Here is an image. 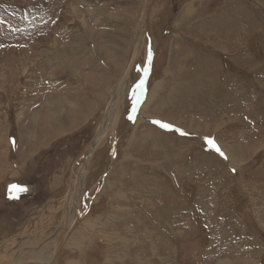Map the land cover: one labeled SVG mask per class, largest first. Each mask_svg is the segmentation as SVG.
Here are the masks:
<instances>
[{"label":"rangeland","instance_id":"obj_1","mask_svg":"<svg viewBox=\"0 0 264 264\" xmlns=\"http://www.w3.org/2000/svg\"><path fill=\"white\" fill-rule=\"evenodd\" d=\"M143 2L0 0V264L43 259L60 236ZM145 21L114 166L89 193L108 140L51 264H264V0H152Z\"/></svg>","mask_w":264,"mask_h":264},{"label":"water","instance_id":"obj_2","mask_svg":"<svg viewBox=\"0 0 264 264\" xmlns=\"http://www.w3.org/2000/svg\"><path fill=\"white\" fill-rule=\"evenodd\" d=\"M152 0H144L141 11H140V16L135 28V34H137V40H136V47L130 57V60L128 62V65L120 79V81L118 82V84L115 87L114 90V94H115V106H114V113H113V119L111 124L109 125V127L104 131L103 135L99 138V140L97 141V143L93 146H89L82 154H80L78 156V158L76 159L72 169H71V173H70V180H69V185H68V189L66 194L63 197V208H62V224L64 226L65 229V223H66V218H67V208H68V204L67 201L69 200V197H71V205L72 207L74 206L73 204L75 203V190L77 187V183L79 181L80 178V174H81V170L82 168L86 167L89 165L92 157L94 156V154L110 139V149H109V155H108V166L107 169L105 170V172L99 177L98 181L94 184V186L91 188V190L89 191V193L93 192L99 182L105 178L109 172L111 171V169L114 166V154H115V143H116V139H115V134H116V130H117V126H118V122H119V118H120V98L123 92V88L125 86V83L127 82V80L129 79L133 68L135 67L137 60L139 58V53H140V49H141V45L143 44V37L141 35L142 30H144L143 27V23H144V19L147 15L149 6L151 4ZM107 108V107H106ZM105 117V115L103 116ZM83 163L80 165V168H78L77 173L74 175L73 169L74 167L78 164L79 161H82ZM69 203V202H68ZM89 203H90V199H89ZM89 208V204L88 206L85 208V211H82L81 213H79V211L77 209H74L73 211V215H74V219L73 222L71 224V226L65 230L62 231L60 236L57 238L54 247H53V251L52 254L50 256L49 259H34V258H29L26 260H23L21 262H17L16 264H26L29 262H33V261H38L41 263H45V264H51L53 262V260L55 259L56 255L58 254L60 248L64 245V243L67 240L68 235L70 234L71 230L77 226V224L80 222V220L82 219V217L85 215V213L87 212Z\"/></svg>","mask_w":264,"mask_h":264},{"label":"bare ground","instance_id":"obj_3","mask_svg":"<svg viewBox=\"0 0 264 264\" xmlns=\"http://www.w3.org/2000/svg\"><path fill=\"white\" fill-rule=\"evenodd\" d=\"M77 11L75 10V13H76ZM93 13V12H92ZM145 19H146V17H145ZM145 19H144V23H143V27H144V30H142V33H141V35H142V37H143V43L145 42V36H146V27H145ZM261 34V33H260ZM259 34V35H260ZM109 37V36H108ZM92 39V38H91ZM135 41H134V46H133V49H132V51H131V55H132V53H133V51H134V49H135V47H136V40H137V34H135V39H134ZM143 46H144V44H142L141 45V49H140V53H139V57L142 55V52H141V50H142V48H143ZM263 46V45H262ZM57 53V56L62 60V58L64 59V54L63 53H60V52H55V54ZM131 57V56H130ZM58 58V59H59ZM138 60H139V58H138ZM137 60V61H138ZM58 64V63H57ZM125 85H126V83H125ZM116 87V86H115ZM124 88H125V86H124ZM124 88H123V90H124ZM155 89H153L152 91H154ZM150 95V94H149ZM151 95H153V93H151ZM113 97L109 100V102H108V112H107V108H106V111L104 112V115H105V117H102V119H101V121L99 122L100 123V125H99V132L97 133V135H96V138L93 140V142L91 143V146H93V145H95L96 143H97V141L99 140V138L103 135V133H104V131L109 127V125L111 124V122H112V119H113V112H114V106H115V102H116V99H115V94L113 93V95H112ZM122 98H123V92H122V95H121V98H120V118H121V111H122ZM148 100H149V98H148ZM146 103H147V101H146ZM147 107V106H146ZM110 108V109H109ZM263 111V110H262ZM56 112V111H55ZM57 113V112H56ZM103 115V116H104ZM58 117V116H57ZM120 118H119V122H118V125H119V123H120ZM117 128H118V126H117ZM115 139H116V134H115ZM110 140V139H109ZM237 158V157H236ZM241 158H243V157H241ZM83 163V160L82 161H79L78 162V164L74 167V169H73V172H74V175L77 173V171H78V168H80V165ZM89 166V165H88ZM88 166H86V167H84V168H82V170H81V174H80V178H79V181L80 180H82L83 179V177L86 175V172H87V169H88ZM80 182H78L77 183V187H76V190H75V200H74V206L72 207V205H71V202H72V200H71V197H69V200L67 201V204H68V208H67V218H66V223L64 224L65 225V229H64V226H63V224L61 223V232L62 231H65V230H67L70 226H71V224H72V222H73V219H74V215L72 216V215H69V212L71 211L72 212V214H73V211H74V209H77L78 211H79V213H81V210H80V208L78 209V197H79V192H78V189H79V187H80ZM246 188V187H245ZM91 199V198H90ZM257 200V199H256ZM69 202V203H68ZM254 212V211H253ZM61 220H62V218H61ZM261 225V224H260ZM264 230V229H263ZM39 231V230H38ZM72 231V230H71ZM61 234V233H60ZM69 236V235H68ZM22 237V236H21ZM28 237H29V235H28ZM35 237V236H34ZM57 240V239H56ZM56 240L53 242V246H52V249H51V251L49 252V254L46 256V257H44L43 259H49L50 258V256H51V254H52V251H53V247H54V244H55V242H56ZM34 246V245H33ZM21 262V261H20ZM15 264L17 263V262H14ZM12 264H13V262H12ZM26 264H45V263H41V262H38V261H33V262H29V263H26Z\"/></svg>","mask_w":264,"mask_h":264},{"label":"snow or ice","instance_id":"obj_4","mask_svg":"<svg viewBox=\"0 0 264 264\" xmlns=\"http://www.w3.org/2000/svg\"><path fill=\"white\" fill-rule=\"evenodd\" d=\"M150 58H151V56H150ZM141 87H142V84H141ZM130 119H131V117H130ZM156 123H159V122H156ZM160 127L164 128V129H171V126L170 125L163 124V123H160ZM181 134H183V133H181ZM208 143L213 144L212 141H208ZM213 147L215 148V150L217 152H220L219 148H217L214 144H213ZM220 155H223V153L220 152ZM16 188H17V186L13 185V189H16ZM18 190L19 191H26V189H18Z\"/></svg>","mask_w":264,"mask_h":264},{"label":"crops","instance_id":"obj_5","mask_svg":"<svg viewBox=\"0 0 264 264\" xmlns=\"http://www.w3.org/2000/svg\"><path fill=\"white\" fill-rule=\"evenodd\" d=\"M207 69V66H206V68L204 69V70H206ZM156 87H154V89H155ZM153 90V89H152ZM151 93H152V91L150 92V96L151 97H153L152 95H151ZM153 95H154V92H153ZM110 109V108H109ZM122 112V111H121ZM114 113V112H113Z\"/></svg>","mask_w":264,"mask_h":264}]
</instances>
